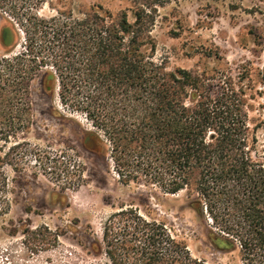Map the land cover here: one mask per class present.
Returning <instances> with one entry per match:
<instances>
[{"label":"trees","instance_id":"16d2710c","mask_svg":"<svg viewBox=\"0 0 264 264\" xmlns=\"http://www.w3.org/2000/svg\"><path fill=\"white\" fill-rule=\"evenodd\" d=\"M42 1L0 0L8 17L0 142L30 130L29 87L39 77L44 92L85 120L81 148L106 157L121 184L184 191L215 250L264 264V150L248 122L242 73L155 61L151 31L170 0H128L131 20L101 6L43 16ZM101 241L94 255L104 264H207L163 220L131 205L108 216Z\"/></svg>","mask_w":264,"mask_h":264},{"label":"rangeland","instance_id":"374dc122","mask_svg":"<svg viewBox=\"0 0 264 264\" xmlns=\"http://www.w3.org/2000/svg\"><path fill=\"white\" fill-rule=\"evenodd\" d=\"M91 6L112 15L127 11L132 19L128 0H43L38 9L51 16ZM7 18L0 9V28ZM151 36L155 61L166 58L170 69L218 64L242 73L250 88L248 122L257 126L264 150V0H170L158 9ZM29 89L30 130L0 142V264H104L103 255H94L103 223L129 205L163 220L193 258L241 264L237 252H220L207 242L205 223L189 210L184 191L168 195L121 184L106 157L81 148V135L90 129L85 120L44 92L39 77Z\"/></svg>","mask_w":264,"mask_h":264}]
</instances>
